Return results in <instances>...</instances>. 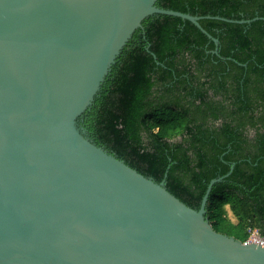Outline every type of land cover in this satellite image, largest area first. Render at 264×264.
<instances>
[{"label": "water", "instance_id": "water-1", "mask_svg": "<svg viewBox=\"0 0 264 264\" xmlns=\"http://www.w3.org/2000/svg\"><path fill=\"white\" fill-rule=\"evenodd\" d=\"M157 0H0V264H264V244L197 210L91 141L78 119Z\"/></svg>", "mask_w": 264, "mask_h": 264}, {"label": "trees", "instance_id": "trees-1", "mask_svg": "<svg viewBox=\"0 0 264 264\" xmlns=\"http://www.w3.org/2000/svg\"><path fill=\"white\" fill-rule=\"evenodd\" d=\"M197 17L264 18V0H157ZM192 23L153 15L78 119L88 138L197 210L217 233L264 238V20ZM209 123L212 126H209ZM179 136V142L170 139ZM229 208L232 220L226 211Z\"/></svg>", "mask_w": 264, "mask_h": 264}, {"label": "built area", "instance_id": "built-area-1", "mask_svg": "<svg viewBox=\"0 0 264 264\" xmlns=\"http://www.w3.org/2000/svg\"><path fill=\"white\" fill-rule=\"evenodd\" d=\"M257 233L255 231L250 232L248 242H255V243H262L264 244V238H260L259 236H256ZM254 236V237H252Z\"/></svg>", "mask_w": 264, "mask_h": 264}, {"label": "flooded vegetation", "instance_id": "flooded-vegetation-1", "mask_svg": "<svg viewBox=\"0 0 264 264\" xmlns=\"http://www.w3.org/2000/svg\"><path fill=\"white\" fill-rule=\"evenodd\" d=\"M209 126H212V124L211 123H209ZM181 140V138L179 137V136H177V137H175V138H172V139H170V141H172V142H179Z\"/></svg>", "mask_w": 264, "mask_h": 264}, {"label": "rangeland", "instance_id": "rangeland-1", "mask_svg": "<svg viewBox=\"0 0 264 264\" xmlns=\"http://www.w3.org/2000/svg\"><path fill=\"white\" fill-rule=\"evenodd\" d=\"M226 211H227L228 216H229L232 220H234V218H233V216L231 215L230 210H229L228 207H226ZM255 232H256V231H255ZM256 236H258V235H256ZM252 237H254V236H252Z\"/></svg>", "mask_w": 264, "mask_h": 264}]
</instances>
